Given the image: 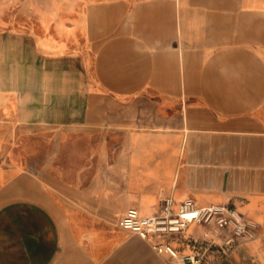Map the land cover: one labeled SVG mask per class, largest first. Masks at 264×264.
Listing matches in <instances>:
<instances>
[{
  "label": "crops",
  "instance_id": "0c3cea01",
  "mask_svg": "<svg viewBox=\"0 0 264 264\" xmlns=\"http://www.w3.org/2000/svg\"><path fill=\"white\" fill-rule=\"evenodd\" d=\"M77 30L72 50L0 32V121L109 136L85 148L108 169L55 177L61 214L0 200V264H171L121 226L129 206L152 215L161 197L229 204L260 227L226 255L191 224L165 238L181 253L264 264V0L92 1Z\"/></svg>",
  "mask_w": 264,
  "mask_h": 264
},
{
  "label": "rangeland",
  "instance_id": "374dc122",
  "mask_svg": "<svg viewBox=\"0 0 264 264\" xmlns=\"http://www.w3.org/2000/svg\"><path fill=\"white\" fill-rule=\"evenodd\" d=\"M92 1L99 0H0V32H34L75 49L78 23ZM4 125L0 121V200L14 195L40 200L61 214L63 192L55 177L106 174L108 168H101L98 153L85 148L102 139L110 143L109 136H67L64 127ZM64 141L72 145L66 157L59 147ZM119 218L114 219L116 223Z\"/></svg>",
  "mask_w": 264,
  "mask_h": 264
},
{
  "label": "built area",
  "instance_id": "2783aa9c",
  "mask_svg": "<svg viewBox=\"0 0 264 264\" xmlns=\"http://www.w3.org/2000/svg\"><path fill=\"white\" fill-rule=\"evenodd\" d=\"M173 202L172 198L162 199L160 210L152 215H142L138 207L129 206L121 220L123 229L149 240L157 254L171 264L203 263V253L184 254L165 241L169 235L185 232L191 224L201 229L200 246L219 248L226 255L260 236L259 225L229 204L198 206L192 198H186L174 208Z\"/></svg>",
  "mask_w": 264,
  "mask_h": 264
}]
</instances>
